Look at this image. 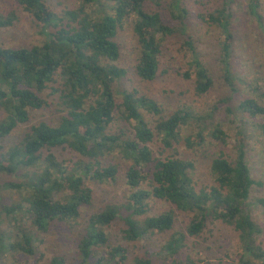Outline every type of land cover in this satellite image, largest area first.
Here are the masks:
<instances>
[{"label": "trees", "instance_id": "1", "mask_svg": "<svg viewBox=\"0 0 264 264\" xmlns=\"http://www.w3.org/2000/svg\"><path fill=\"white\" fill-rule=\"evenodd\" d=\"M15 1L41 25V40L30 48L0 46V142L13 130L27 126L20 141L6 153L0 146V174L23 180L0 182V194L17 196V201L9 205L0 204V214L4 213L0 225L6 226L0 229V264H10L9 260L18 263V256L32 259V264L40 261L43 255L37 235L47 233L53 223L76 222L80 208L91 204L87 181L109 184L118 179L121 169L113 160L116 156L127 164L125 183L134 190L128 200L123 239L136 241L147 234L173 231L158 251L135 257L130 264H153V255L179 264L186 237H200L208 221H219L236 233L242 250L236 264H264V251L256 243L260 227L249 211L254 206L264 208L263 198H256L254 204L250 200L252 188H261L263 183L250 174L242 139L237 140L232 159L223 152L227 136L219 125L209 123L210 115L197 118L183 106L165 117L156 101L138 90L113 88L127 72L118 65V36L130 25L138 47L132 69L138 79L155 80L164 39L182 37L191 55L189 69L182 77L193 79L197 96L212 89L214 72L204 65L187 35L188 12L180 0H170L162 10H154L162 0H77L75 8L60 14L45 0ZM232 1L223 0L219 9L200 15L223 35L218 75L228 88L223 103L231 100L238 79L230 64L235 46ZM247 1L248 17L256 19L264 38V0ZM18 20L15 12H0V30L14 27ZM249 41L247 37L245 43ZM261 97L262 91L258 101L250 97L239 101L236 109L241 120L264 118ZM53 113L58 116L45 120L44 116ZM119 121L124 127L114 130L113 123ZM190 123L203 125L195 136L183 139L181 126ZM159 138L169 156L154 159L149 144ZM179 141L188 149L212 148L210 186H196L193 160L176 154ZM58 149H67L73 157L60 159L55 153ZM146 165L152 166L149 190L139 188L145 180L142 173ZM152 198L169 203L174 210L149 216L147 200ZM23 204L27 205L25 209ZM118 211L108 206L88 219L72 264H101L106 257L103 264H125L126 249L111 245L105 232ZM178 213L186 217L181 230L175 227ZM142 216L141 221L133 219ZM95 257L97 261H92ZM48 264H66V260L52 255ZM188 264L194 263L191 260Z\"/></svg>", "mask_w": 264, "mask_h": 264}, {"label": "rangeland", "instance_id": "2", "mask_svg": "<svg viewBox=\"0 0 264 264\" xmlns=\"http://www.w3.org/2000/svg\"><path fill=\"white\" fill-rule=\"evenodd\" d=\"M45 1L50 8L59 14L64 9L75 8L78 3L77 0ZM169 1L162 0L158 7H154V10H162ZM222 2L223 0H180L181 6L186 8L188 12L185 19L187 35L194 43L193 45L197 53L200 54L204 65L214 72L212 75L213 87L210 91L204 95L197 96L193 91V79L186 80L182 77L181 74L189 69L188 63L191 57L188 46L184 45V38L182 37L164 39L159 59V75L155 80L144 82L138 79L132 70L138 47L136 40L132 37L130 25H126L125 33L122 31L118 36V42L121 47V57L118 65L127 72L121 80L113 84V88L121 86V89L138 90L150 99L155 100L162 108L165 117L182 110L183 106L188 107L190 112L197 118L201 117L202 119V117L206 118L210 115L209 123L219 125L225 132L227 145L223 148V152L232 159L236 155L234 148L237 145V140L241 138L250 174L263 183L261 188L254 186L251 190L250 200L251 204H254L256 198L264 199V118L257 116L253 119L246 117L241 120L236 105L243 97L256 98L258 101L260 91L264 93V38L261 37L263 32L255 22L256 19L253 16L252 18L248 17V1L233 0L231 3L233 12L231 30L232 32L234 31L235 40H233V44L235 43V46L232 49L230 64L231 70L236 71L238 79L234 81L235 91L231 100H228V103H223L222 100L228 94V88L225 84L222 85V81L218 79V75H220V47L223 35L214 26H209L206 21L200 18V15L211 13L213 9H219ZM150 5L152 6V4ZM0 12L3 15L15 12L19 19L14 27L0 30V46L6 48H30L40 44L41 25L36 23L32 16L25 14L15 0H0ZM165 20H169L168 14H166ZM245 35L246 37H244ZM247 37L250 39L249 43H245ZM238 80H241V82ZM248 84L251 86L248 87ZM253 89L258 90L254 91ZM259 103L264 106V98L261 97ZM228 107L230 111L227 110ZM1 115L0 112V118ZM57 116L56 113H53L48 118L45 116L44 118L48 121L49 118L53 119ZM146 118L149 119L150 117ZM31 123L33 124V122ZM202 125L190 123L189 125L181 126V137L186 139L195 136ZM113 126L114 130L124 127L120 121L114 122ZM25 128L27 126H22L19 130H13L10 136L1 140L2 153H6L20 141ZM239 132L241 133L240 137L237 135ZM149 147L152 150L154 159H162L165 156H169V153L163 150L160 138L151 142ZM175 149L177 150V156L193 160L196 186L198 188L210 186L212 183L208 166L213 157L210 155L212 148L195 147L188 149L183 141H179L175 145ZM207 149L210 153H208ZM55 153L60 159L73 157L72 153L67 149H58ZM75 158L77 157L74 155ZM113 160L120 165L121 171L117 176L118 179L109 184H98L88 180L86 185L91 189V204L80 208V217L76 222L53 223L47 233L37 235L39 253L43 255V258L33 264H48L52 255L63 256L66 264H72L74 259H76L77 243L84 234L88 219L108 206H114L119 211L117 218L107 227L105 232L111 245L120 244L126 249L127 259L125 264H130V261L135 257L146 256L145 254H149L151 251H158L164 245L173 231L164 234H147L136 241H125L123 239V230L126 228L124 218L129 215V210L127 209L128 200L134 190L130 189L125 183L123 172L126 170L127 164L117 156ZM143 169L142 175L145 180L139 188L149 190L148 181L152 166L146 165L143 166ZM9 181L21 183L23 180L19 176L0 174L1 183ZM6 193L0 194V204L6 203V205H9L17 201L15 194ZM147 204L149 216L163 211L174 210L169 203L156 198L148 199ZM26 207L27 205L23 204L22 209ZM249 211L251 217L260 227L261 232L256 239V243L264 251V208L254 206ZM175 215L176 230H181L186 222V217L180 213ZM143 218L142 216L134 217L133 219L141 221ZM0 221H4V213L0 214ZM5 227V225H0V229ZM185 244V248H183L178 257L179 264H188L191 260L194 264H198L199 260L208 261L212 264H236L242 254L234 230L219 221H208L201 236L186 237ZM153 257V264H172L170 260H164L162 258L163 255L157 257L153 255ZM107 258H104L101 264ZM188 258L191 260H187ZM97 259L98 257H95L92 261H97ZM17 260L18 263L11 260L8 263L19 264L25 262L26 264H32V259H26L22 256H18ZM254 263L257 264L256 262Z\"/></svg>", "mask_w": 264, "mask_h": 264}]
</instances>
